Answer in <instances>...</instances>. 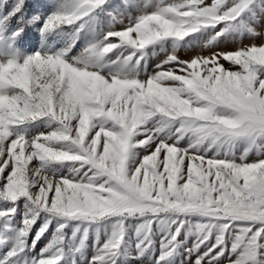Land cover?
<instances>
[{"label": "snow or ice", "instance_id": "snow-or-ice-1", "mask_svg": "<svg viewBox=\"0 0 264 264\" xmlns=\"http://www.w3.org/2000/svg\"><path fill=\"white\" fill-rule=\"evenodd\" d=\"M0 264H264V0H0Z\"/></svg>", "mask_w": 264, "mask_h": 264}, {"label": "rangeland", "instance_id": "rangeland-1", "mask_svg": "<svg viewBox=\"0 0 264 264\" xmlns=\"http://www.w3.org/2000/svg\"><path fill=\"white\" fill-rule=\"evenodd\" d=\"M46 243H47V240H45V239L42 238V240H41V242H40V244H39L38 247H43L44 244H46Z\"/></svg>", "mask_w": 264, "mask_h": 264}]
</instances>
